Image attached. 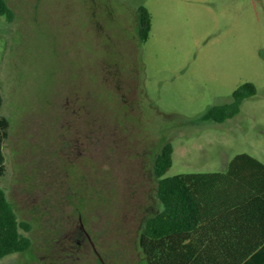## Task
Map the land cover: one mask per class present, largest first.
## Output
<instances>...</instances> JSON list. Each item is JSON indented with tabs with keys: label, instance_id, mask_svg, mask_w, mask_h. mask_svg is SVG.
<instances>
[{
	"label": "rangeland",
	"instance_id": "1",
	"mask_svg": "<svg viewBox=\"0 0 264 264\" xmlns=\"http://www.w3.org/2000/svg\"><path fill=\"white\" fill-rule=\"evenodd\" d=\"M0 187L31 239L0 264H146L138 237L163 176L264 159V0H6ZM149 11L146 41L137 9ZM252 82L223 121L214 105Z\"/></svg>",
	"mask_w": 264,
	"mask_h": 264
},
{
	"label": "trees",
	"instance_id": "2",
	"mask_svg": "<svg viewBox=\"0 0 264 264\" xmlns=\"http://www.w3.org/2000/svg\"><path fill=\"white\" fill-rule=\"evenodd\" d=\"M0 16L7 20L13 18V11L6 0H0ZM151 26L149 11L144 6L137 9V33L139 40H147ZM256 92L252 82L238 86L232 94V100L214 105L207 111V117L223 121L239 111L244 98ZM1 105V96H0ZM9 135V121L0 115V176L5 173V140ZM172 145L164 142L153 162V173L158 178L157 198L161 208L147 216L139 233L138 243L144 254L146 264H213L205 262V257L190 247L192 231L201 218L200 183L207 177L219 173L195 172L163 176L172 162ZM238 158L251 160L264 166L249 153L236 154L230 164ZM29 230V224L19 221L11 207L4 190L0 187V258L15 252H23L31 245V239L20 231ZM202 259L204 261H202ZM245 264H264V247Z\"/></svg>",
	"mask_w": 264,
	"mask_h": 264
},
{
	"label": "crops",
	"instance_id": "3",
	"mask_svg": "<svg viewBox=\"0 0 264 264\" xmlns=\"http://www.w3.org/2000/svg\"><path fill=\"white\" fill-rule=\"evenodd\" d=\"M232 158L200 183L201 218L187 242L208 263L245 264L264 247V166Z\"/></svg>",
	"mask_w": 264,
	"mask_h": 264
}]
</instances>
